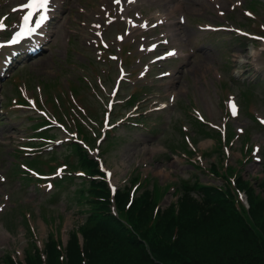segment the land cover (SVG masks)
I'll list each match as a JSON object with an SVG mask.
<instances>
[{
	"label": "rangeland",
	"instance_id": "374dc122",
	"mask_svg": "<svg viewBox=\"0 0 264 264\" xmlns=\"http://www.w3.org/2000/svg\"><path fill=\"white\" fill-rule=\"evenodd\" d=\"M22 1L5 0L0 5V11L7 4L9 12L12 3L21 6ZM178 1L182 6L169 17L174 23L170 27L176 33L177 46L184 49L187 57L154 64L152 56H145L144 52L156 45L152 41L158 38L156 34L167 33L168 21L166 24L157 23L158 18H165L168 10ZM139 2H128L121 12L115 0H65L63 17L58 23L55 20L52 27L54 33L49 50L34 62L23 65V69L14 71L5 81L8 107L3 113V122L0 121V177L7 175V179H0V205L3 207V216L0 217V262L9 255L21 261L26 253L25 247L31 249L36 244L40 249L44 247L51 227H54L55 235L63 227L65 238L86 219L88 211L81 216L76 209H84L83 206L94 199L91 187L76 188L69 197V201L74 203L69 209L68 202L62 199V190L70 192L72 187L66 186L67 182L61 183L66 175H76L85 165L82 162L71 163V160L68 164L63 157L49 160L43 156L49 154V148L56 150L53 129L73 130L76 135L68 147L73 148L81 160L91 150L83 147V142H88L86 131L96 128L101 122L106 100L114 95L119 94L118 99H122L123 104L127 101L126 105H119L121 101L115 105L113 113L118 121H126L127 116L133 115L134 110L139 108L137 106H141L138 111L142 113L134 116H151L138 126L120 127L118 134L121 136L116 138L115 144H109L110 150L105 154L106 164L113 169L114 177L124 179L122 183L127 180L128 170L138 167L150 171L161 182L175 184L176 188L185 181L193 184L197 180L215 185L227 184L226 176L216 172L227 167L220 161L224 156L209 150L212 140L189 127L190 124L213 127L209 118L223 119L220 107L227 98L235 97L239 107L238 115L231 117L233 123L226 126L228 139L240 136V143L245 147L252 142L249 127L264 118V82L241 84L244 80L235 78L234 72L237 68L246 70L250 66L247 61L249 47L256 46L253 42L229 43L233 36L228 33L211 36L198 29L200 23H225L227 15L220 16L218 11L231 9L232 4L237 6V0ZM21 10L14 13L12 21L19 20ZM183 13L186 23L179 21ZM234 18L239 20L242 17L237 11ZM256 29L264 31V25L259 23ZM102 41L104 47H97L96 44ZM256 44L261 45L259 42ZM112 52L119 54L124 61L110 57ZM246 56V60H240ZM262 62L261 69L264 71V55ZM122 65L129 74L115 93L113 88L121 75ZM164 70H168L167 73ZM219 73L224 75L223 78ZM136 93L141 99L133 101L130 97ZM223 104L225 108L226 104ZM201 109L205 112L210 110V116ZM160 111L163 114L153 118ZM88 115H94L91 125ZM171 121L181 124L178 134L176 125ZM251 129L254 136L260 135L264 143V130L258 133L259 130ZM193 131L198 149L205 154L197 162L198 166L192 165L185 154L169 149L176 137L183 138V141L174 144L176 149L181 151L189 147V142L194 143ZM202 132L218 138V132L207 126L202 128ZM55 133L64 137L62 132ZM12 149L37 152L27 157V154L17 156L12 155ZM58 152L61 153V148ZM236 156L239 155L231 151L230 161L239 166ZM195 158L197 156L191 160ZM215 160L221 164L220 167L212 164ZM240 168V173L235 169L234 174H243V179L249 180L255 193L261 192L254 177L262 174L263 164L245 162ZM84 172L91 175L88 170ZM49 184L52 187L49 188ZM174 191L176 194L178 188ZM174 198L175 195L167 194L162 197V204ZM36 224L37 236L28 238L27 233L34 231Z\"/></svg>",
	"mask_w": 264,
	"mask_h": 264
},
{
	"label": "trees",
	"instance_id": "16d2710c",
	"mask_svg": "<svg viewBox=\"0 0 264 264\" xmlns=\"http://www.w3.org/2000/svg\"><path fill=\"white\" fill-rule=\"evenodd\" d=\"M204 196L199 200L186 192L178 208L164 209L154 221L149 212L154 200L136 208L139 213L132 219L144 227L140 234L151 253L115 218L103 217L84 229V256L72 233L65 262L58 260L50 237L45 264H264V203L259 205L253 197L250 213L213 191L207 190ZM27 251V264L44 263L38 250ZM3 263L17 264L11 258Z\"/></svg>",
	"mask_w": 264,
	"mask_h": 264
},
{
	"label": "snow or ice",
	"instance_id": "6c2138e0",
	"mask_svg": "<svg viewBox=\"0 0 264 264\" xmlns=\"http://www.w3.org/2000/svg\"><path fill=\"white\" fill-rule=\"evenodd\" d=\"M117 3H119V0H116ZM240 0H237V3H239ZM52 0H29L28 4L25 5L28 8H31L33 10L39 9V18L35 21L34 25L29 24V17H25L24 25L20 28L19 31L15 33V36L12 39H8L5 41H0V47H3L4 44H15L18 43L23 37L31 36L33 33L37 32V30L40 28L41 25L44 24L45 21L49 18V11L51 8ZM31 14H29L30 16ZM248 15H252V13H248ZM181 20L184 18L181 17ZM162 21H158L160 23ZM145 26H147V21L144 22ZM4 27V25L0 24V28ZM206 27H211V25H207ZM237 31H240V29H237ZM122 38V37H121ZM260 39H264V37H260ZM152 47H155V45H152ZM176 49H172L170 53H166V55L174 54ZM231 103V102H230ZM232 113L233 115L237 114L236 111V105L235 103H231ZM261 121L264 122V118H261ZM243 131V129H241ZM256 151H259V145H257ZM255 159L260 160L261 157L257 155ZM103 167V165H101ZM107 171V170H106ZM37 175H40L37 173ZM108 175L111 176V172H108ZM0 179H3V177H0ZM48 187H52L51 184L48 185ZM115 190V186L113 185V191ZM2 207V206H0Z\"/></svg>",
	"mask_w": 264,
	"mask_h": 264
}]
</instances>
